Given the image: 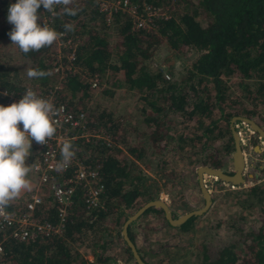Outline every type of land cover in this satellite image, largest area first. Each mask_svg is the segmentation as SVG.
Returning a JSON list of instances; mask_svg holds the SVG:
<instances>
[{
	"label": "trees",
	"instance_id": "trees-1",
	"mask_svg": "<svg viewBox=\"0 0 264 264\" xmlns=\"http://www.w3.org/2000/svg\"><path fill=\"white\" fill-rule=\"evenodd\" d=\"M130 1L167 7L169 16L155 18L149 29H133L126 14L116 12L114 20L106 24L96 0H82L73 5L80 9L77 15L52 16L50 25L56 31H64L65 23L75 26L73 32L66 34L79 38L73 64L89 73H97L99 79L111 77L115 86L137 93L140 105L136 126H129L122 116L113 118L111 112L103 109L92 112L85 109L84 104L73 101L77 94H81L80 97L86 94L88 83L78 72L50 71L55 42L28 54L21 53L15 45L16 57L27 62L28 68L49 73L30 81L26 80V72L21 73L20 63L15 65L10 61L13 53L0 52V91L18 95L25 86L32 90L50 87L54 90L55 102L73 112L84 111L89 124L103 127L110 138L109 144L81 137L69 140L75 154L82 155L87 165L98 170L103 206L87 211L81 191L76 188L63 232L26 241L12 237L2 239L0 264H71L76 257L70 248L71 241L84 229L96 228L106 216L116 227L120 226L140 204L155 198L160 190L173 195L184 180L197 187V182L191 178L198 164L222 167L224 156L233 148L229 130L232 115L264 119V0ZM10 3L15 0H0V41L9 38L7 33L13 27L7 21ZM38 11L41 17V8ZM185 48L197 54L184 73L174 75L166 60L173 52ZM157 49L166 51L160 62L172 75L168 78L158 65L148 66ZM110 92L103 89V93ZM0 104L5 105L1 92ZM138 121L142 139L148 144L124 143L120 139L125 145L122 149L112 142L116 136L121 137L126 128L135 130ZM124 150L127 153H123ZM177 155L181 160L179 166L174 159ZM139 161L151 175L141 171L137 166ZM184 171L189 173L186 178ZM227 190L223 192L224 200L227 204L230 202L236 212L226 213L220 221L214 220L215 226L223 222L227 235L212 256L207 253L204 242L199 241L200 256L193 264H264V172L243 187ZM210 198L213 207L216 194L211 193ZM35 213L52 220L55 203L44 202ZM145 215L152 217L150 222L158 220L162 227L172 228V235L179 238L181 233L193 229L194 220L200 214L172 226L163 217L160 207L149 206L126 227L134 245L131 225ZM171 215L175 216L173 211ZM226 216L231 217L228 222ZM144 227L151 229L148 224ZM119 230L117 227L115 238H110L111 230L102 226L99 241L90 247L93 257L90 264H113L117 256L122 257V264H136ZM156 245L152 249L135 245L145 264H177L174 261L177 256L170 254L172 246L159 242ZM157 253L161 255L153 258Z\"/></svg>",
	"mask_w": 264,
	"mask_h": 264
},
{
	"label": "built area",
	"instance_id": "built-area-1",
	"mask_svg": "<svg viewBox=\"0 0 264 264\" xmlns=\"http://www.w3.org/2000/svg\"><path fill=\"white\" fill-rule=\"evenodd\" d=\"M77 1L82 0H75ZM96 6L106 24H110L114 20V13L119 12L130 17V25L133 29H149L153 26L155 18L169 16L167 7L150 6L144 1L138 5L130 0H96ZM41 12L39 23L51 27L52 15L45 12L42 6ZM78 42L79 39L66 34L55 42L50 71L81 72L80 75L88 83V88L94 89L98 84V74L89 73L87 69H80L73 64ZM162 73L165 78L169 77L163 70ZM27 89L29 87L25 86L18 95L1 90L3 103L8 105L18 102ZM34 91L39 96L50 100L58 109L54 117L58 121L54 137L48 141L47 145L38 144L33 140L30 148V169L37 178V184L47 187L50 201L55 203V217L51 220L36 214L35 212L44 204L42 194L36 186L26 191L22 202L14 200L6 209L7 215H0V253L2 252L1 241L6 237L26 241L36 237L60 235L65 228L76 188L81 191L83 207L87 211L103 206L101 177L96 168L90 167L83 161L82 155L75 154L71 164L62 172L57 171L55 165L61 159L60 149L65 141L81 137L87 141L101 140L109 144L110 138L103 127H93L89 124L84 111L73 112L65 108L62 103L55 102L52 88ZM244 126L248 132H252L245 124Z\"/></svg>",
	"mask_w": 264,
	"mask_h": 264
},
{
	"label": "rangeland",
	"instance_id": "rangeland-1",
	"mask_svg": "<svg viewBox=\"0 0 264 264\" xmlns=\"http://www.w3.org/2000/svg\"><path fill=\"white\" fill-rule=\"evenodd\" d=\"M113 25H109L111 27ZM110 32V31H108ZM113 36V35H112ZM111 36V37H112ZM76 38V37H75ZM79 39V38H77ZM55 47V46H54ZM8 51L13 53L11 62L15 65H18L20 63V70L21 73H25L28 69V63L24 62L21 57H16V48L15 45L11 43L10 38H5L0 41V52ZM54 50V48H53ZM166 53V51H163L162 49H157L153 55H151L150 63H148V66L152 65H158L157 68L160 71H164L170 75L169 72L166 71L164 63L160 62L161 57ZM53 54V51L51 55ZM196 52L192 49H182L180 52H173V54L169 57V60H166L167 63L170 64V69L172 70L174 75H179L185 72L186 68L190 64V62L194 59L196 56ZM81 73V72H80ZM79 73V74H80ZM119 75V74H118ZM82 77V75H81ZM99 78V76H98ZM107 79V80H106ZM27 81H30L29 78L26 79ZM103 89H109L110 93H103ZM81 94H77L75 97H73V101H77L80 104H84V107H86L92 111V112H98L99 110L103 109L106 112H111V116L113 118L115 117H124L126 120H128L129 126H136V117L138 113V106L140 105V100L137 98V93H134L130 91L129 89L121 86H115L112 84V78L110 77H102V79L98 80V84L96 88L94 89H88L86 91V94L84 96H81ZM87 109V110H88ZM125 123L123 122V125ZM139 126L135 128V130H131L129 128H126V130H123L121 133V137L116 136V139H112V142L115 144H118L122 149H125V145L121 142L124 141V143H130L133 144L135 142H143L145 145L148 144L145 142L142 135V129L139 130L141 127V124L138 121ZM245 123L241 121L234 122V127L236 131L238 132V135L240 137V141H245V135L249 134V132L245 129L244 126ZM246 125V124H245ZM122 124H120V127ZM248 127V125H246ZM134 131V133H133ZM119 132V131H118ZM132 133V136H131ZM120 134V132H119ZM124 138V140H122ZM121 139V141H119ZM233 144V143H232ZM233 149V148H232ZM231 149V150H232ZM126 152L125 150L123 153ZM127 153V152H126ZM179 154V153H178ZM174 159L177 162L176 165H180L181 160L175 156ZM223 164L222 167L227 171H231V165H230V152L229 154L225 155L223 158ZM26 164L30 168V155L26 158ZM203 164V163H202ZM227 164V165H226ZM199 165V164H198ZM137 166L141 168V171L143 173L150 174V170L145 167L144 163L139 161L137 163ZM197 166V165H196ZM218 167V166H217ZM257 168L253 171L259 174H263L264 172V165L260 164V166H256ZM195 168V167H194ZM261 170V171H260ZM32 171L29 172L28 178L31 182L32 187L35 186L38 188L42 194L43 200L45 204L51 203L50 197H45L48 195L47 187L44 185H38L37 184V178L35 174H33ZM194 172V170H193ZM185 175L184 178L188 177L189 173L187 171H184ZM151 175V174H150ZM192 180H195V172L194 175H192ZM251 180H245L243 183H240L239 186L243 187L249 183ZM186 181V180H184ZM181 182L180 185L174 190V194L171 195L173 198L171 199V196H168L164 190H160L155 198H160L161 200L165 201L167 204H170L171 208L170 210L173 211L174 215L177 216L187 210L198 208L202 205L203 200L200 196L198 186L196 187L194 183L189 182ZM221 180L210 177V175H203V183L205 184L206 188L208 189L209 193L216 194V202L213 207L208 206V208L201 213L199 216H197L194 220L193 229L189 233H181L180 237L177 238L176 236L172 235L173 229L169 228V226L165 225V230L161 233L159 232V229H161L162 225H160L158 220H155L153 222L154 232L150 233L151 229L143 230L141 231L139 229V225H136L137 221L131 225V228L134 231L135 227V242L136 244L141 248H145L146 246H150L151 249L156 247V242L164 243L168 246H172V250L170 254L174 257L177 256V259L174 260L177 264H193L196 258H198L200 255L198 253V243L199 241H203L206 245V251L207 253L212 256L214 253V250L221 244V241L225 239V236L227 235L225 227L222 225L223 222H219L217 226H215V219H218L219 221L225 218L226 213L229 212H236V208L232 207L227 204V201L224 200V191H228L227 189H235V187H231L229 182H220ZM235 185V184H234ZM27 191V190H26ZM22 192L19 203L22 202L23 197L25 195V192ZM169 200V202L167 201ZM211 207V208H209ZM174 216V217H175ZM231 217L226 216V221L230 220ZM206 221V222H205ZM101 225V227H99ZM108 228L111 230V236L110 238H115V231L117 227L120 229L121 225L117 227L114 223H112L111 218L109 216L105 217L104 221H101L98 223V226L96 225V228H87L84 229L80 233L77 234L76 238L71 241L70 248L72 252H74L73 255H76L75 261H73L71 264H90V260L93 259L90 251V247L94 242L99 241L98 232L102 228ZM120 231V230H119ZM149 234V237H148ZM229 234V230H228ZM106 237H104L105 239ZM151 238V240H149ZM202 239V240H201ZM176 244V247H174V244ZM109 250V248H108ZM111 250V249H110ZM174 251V252H173ZM90 252V253H89ZM76 253V254H75ZM87 253L90 254L87 257ZM161 253H157L156 255L152 256L153 258H156L157 256H160ZM147 258V257H146ZM81 259H86V261L82 262ZM122 257L117 256L115 258V262L113 264H122ZM178 261V262H177ZM174 263V262H173Z\"/></svg>",
	"mask_w": 264,
	"mask_h": 264
},
{
	"label": "clouds",
	"instance_id": "clouds-1",
	"mask_svg": "<svg viewBox=\"0 0 264 264\" xmlns=\"http://www.w3.org/2000/svg\"><path fill=\"white\" fill-rule=\"evenodd\" d=\"M75 0H15L10 3L7 21L13 27L7 33L12 44L23 54L38 52L50 47L63 35L73 32L71 23L63 25V32L53 27L38 23L41 6L52 16H75L80 11L73 7ZM61 11L57 12L56 9ZM48 72L28 68L29 79H39ZM58 109L54 104L39 96L31 88L27 89L18 102L0 104V215H7L6 209L18 199L22 192L31 190L28 174L31 169L26 164L30 155L31 142L41 145L57 132L58 121L54 119ZM61 159L55 165L57 171H64L72 162L75 151L70 141L63 142L60 149Z\"/></svg>",
	"mask_w": 264,
	"mask_h": 264
},
{
	"label": "water",
	"instance_id": "water-1",
	"mask_svg": "<svg viewBox=\"0 0 264 264\" xmlns=\"http://www.w3.org/2000/svg\"><path fill=\"white\" fill-rule=\"evenodd\" d=\"M236 120H239L246 125H248V128L255 132L260 138L261 142L264 145V129L259 126V124L252 118L242 116V115H232L229 118V130L232 137V143H233V149L230 154V165H231V171L225 172L220 167L217 166H210L205 163L199 164L195 166L194 172H195V179L197 182V186L199 188L203 203L200 207L187 210L176 217H173L170 213V208L168 204L161 200L160 198H152L149 199L142 204H140L134 211H132L122 222L120 227V234L125 241L126 245L129 247V250L131 252V255L136 262V264H145L143 259L139 256L135 245L130 240V238L127 235L126 227L128 223L132 220H134L144 209H146L149 206L154 207H160L163 213V217L166 219L168 224L175 226L179 225L181 222H183L187 217L191 215H197L202 212H204L209 204L211 203L210 193L208 189L206 188L205 184L203 183V175H210L213 176L223 182H229L231 184H240L244 182V176H243V169L245 167L244 165V159L241 151V141L240 137L238 135V132L235 129L234 122ZM257 149L259 148L257 145H254ZM264 153V151H263Z\"/></svg>",
	"mask_w": 264,
	"mask_h": 264
},
{
	"label": "flooded vegetation",
	"instance_id": "flooded-vegetation-1",
	"mask_svg": "<svg viewBox=\"0 0 264 264\" xmlns=\"http://www.w3.org/2000/svg\"><path fill=\"white\" fill-rule=\"evenodd\" d=\"M256 120L257 119H255V121ZM256 122L259 124V126H261L264 129V119L259 120V121L257 120ZM243 138H245V141L241 142L242 155L246 154V158L251 159V161H250L251 169L255 170L257 168L256 166H260V164L264 165V153H263L264 145L261 142V138L255 132H251V133L249 132L248 136L243 137ZM253 145H257L259 147L258 149L261 148V154L253 153V150H252ZM231 151H230V154H231ZM243 159H244V165H245V157L244 156H243ZM220 168L223 171L227 172L223 167H220ZM251 173H256V172L252 171ZM243 176H245L244 172H243ZM198 190H199V188H198ZM170 213H171V210H170Z\"/></svg>",
	"mask_w": 264,
	"mask_h": 264
},
{
	"label": "crops",
	"instance_id": "crops-1",
	"mask_svg": "<svg viewBox=\"0 0 264 264\" xmlns=\"http://www.w3.org/2000/svg\"><path fill=\"white\" fill-rule=\"evenodd\" d=\"M255 120V119H254ZM258 121L260 120V119H257ZM256 120V121H257ZM248 136V134L247 135H245V137H247ZM252 150H253V153H259V154H261V148L260 149H257L256 147H254V145H253V147H252ZM246 152V151H245ZM243 156L245 157V167H244V169H243V172H244V174H245V180H248V179H250V178H255L256 177V175H257V173H251L252 171H253V169H251V163H250V161H251V159H248V158H246V154L244 155L243 154ZM254 161V160H253ZM227 165V164H226ZM32 173V172H31ZM210 177H213V176H210ZM244 180V181H245ZM220 182H222V181H220ZM230 185H231V187H235V188H238V187H241V186H239L240 184H231L230 183ZM200 193V192H199ZM25 194H26V192H25ZM200 196H201V194H200ZM24 197H25V195H24ZM24 197H23V199H24ZM20 198V197H19ZM19 198L18 199H16L15 201H17V202H19ZM168 202H169V200H167ZM168 206L170 207V204H168ZM212 207V206H211ZM211 207H209V208H211ZM171 209V208H170ZM152 219V217L150 216V215H145V216H143V217H140L139 219H138V221H137V223H136V225H139V229L141 230V231H143V230H145L146 229V227H144V225L145 224H148V227H151V231H150V233H152V232H154V225H153V222H150V221H148V220H151ZM162 227V226H161ZM165 226H163L162 227V231H161V233L165 230ZM147 230H149L148 228H147ZM133 235H134V237H135V227H134V231H133ZM148 237H149V234H148ZM149 240H151V238H149ZM134 241H135V238H134ZM135 245L136 246H138L137 244H136V242H135ZM90 253V252H89ZM88 255H90V254H88L87 253V257H88Z\"/></svg>",
	"mask_w": 264,
	"mask_h": 264
}]
</instances>
